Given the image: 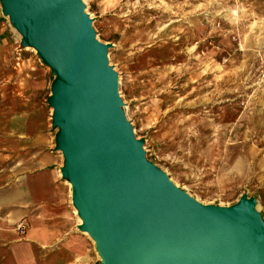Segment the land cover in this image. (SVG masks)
<instances>
[{"label":"rangeland","instance_id":"374dc122","mask_svg":"<svg viewBox=\"0 0 264 264\" xmlns=\"http://www.w3.org/2000/svg\"><path fill=\"white\" fill-rule=\"evenodd\" d=\"M83 3L146 159L202 204L256 199L264 221V0ZM3 39L0 80L28 52L0 3Z\"/></svg>","mask_w":264,"mask_h":264},{"label":"water","instance_id":"95a60500","mask_svg":"<svg viewBox=\"0 0 264 264\" xmlns=\"http://www.w3.org/2000/svg\"><path fill=\"white\" fill-rule=\"evenodd\" d=\"M55 75L49 103L80 230L103 264H264L257 200L205 205L146 159L83 0H0Z\"/></svg>","mask_w":264,"mask_h":264},{"label":"crops","instance_id":"0c3cea01","mask_svg":"<svg viewBox=\"0 0 264 264\" xmlns=\"http://www.w3.org/2000/svg\"><path fill=\"white\" fill-rule=\"evenodd\" d=\"M19 46L28 51L17 60L23 68H3L0 80V264H103L63 176L49 103L56 77Z\"/></svg>","mask_w":264,"mask_h":264},{"label":"bare ground","instance_id":"6f19581e","mask_svg":"<svg viewBox=\"0 0 264 264\" xmlns=\"http://www.w3.org/2000/svg\"><path fill=\"white\" fill-rule=\"evenodd\" d=\"M15 29V28H14ZM17 31V30H16ZM18 35H19V38L22 39V34H20L18 31H17ZM27 49H31L32 51H36L34 48H30V47H27ZM52 109V108H51ZM259 206V205H258ZM75 212L77 213V210H75ZM79 221L80 223H82V219L79 218ZM86 234H88L87 232H85ZM94 241V240H93Z\"/></svg>","mask_w":264,"mask_h":264},{"label":"built area","instance_id":"2783aa9c","mask_svg":"<svg viewBox=\"0 0 264 264\" xmlns=\"http://www.w3.org/2000/svg\"><path fill=\"white\" fill-rule=\"evenodd\" d=\"M17 60H20V58L18 57ZM19 62V61H18ZM18 228L20 230H23L25 228V225L23 223L19 224Z\"/></svg>","mask_w":264,"mask_h":264}]
</instances>
